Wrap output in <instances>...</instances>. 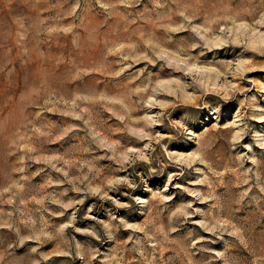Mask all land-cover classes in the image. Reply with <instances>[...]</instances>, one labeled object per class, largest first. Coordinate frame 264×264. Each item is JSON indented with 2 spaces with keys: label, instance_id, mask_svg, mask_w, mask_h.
I'll return each instance as SVG.
<instances>
[{
  "label": "rangeland",
  "instance_id": "1",
  "mask_svg": "<svg viewBox=\"0 0 264 264\" xmlns=\"http://www.w3.org/2000/svg\"><path fill=\"white\" fill-rule=\"evenodd\" d=\"M0 264H264V0H0Z\"/></svg>",
  "mask_w": 264,
  "mask_h": 264
}]
</instances>
